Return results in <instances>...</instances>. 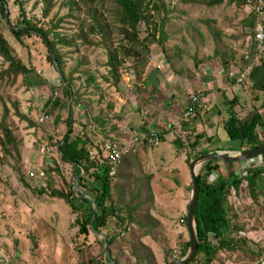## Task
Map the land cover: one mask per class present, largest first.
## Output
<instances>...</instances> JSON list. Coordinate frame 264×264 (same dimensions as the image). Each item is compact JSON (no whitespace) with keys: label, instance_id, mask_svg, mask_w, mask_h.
Listing matches in <instances>:
<instances>
[{"label":"rangeland","instance_id":"rangeland-1","mask_svg":"<svg viewBox=\"0 0 264 264\" xmlns=\"http://www.w3.org/2000/svg\"><path fill=\"white\" fill-rule=\"evenodd\" d=\"M20 1L27 17L41 22L42 27L52 31L51 38L58 40L62 65L57 67L48 60V48L40 37L26 36L23 43L15 38L11 28L22 22V11L19 0H7L5 14H10V20L0 18V34L13 56L34 72L8 76L2 72L8 64L0 58V120L7 116L17 142V148H11L12 154H6L0 145V264H112L103 238L92 233L88 237L80 235V213L74 212L66 199L53 194L78 192L72 187L75 167L62 159L59 147L69 129L70 114L72 139L91 144V156L101 164L108 161L105 143L114 141L109 125L124 118L121 109L132 117L140 113L143 122H163L160 117L166 116L172 106L162 105L164 95L154 88L145 97L139 96L144 87L136 85L139 88L134 89L126 81L133 75L132 81L142 82L156 64L163 65L165 73L187 76L192 85L175 89L176 121L170 131L173 135L167 137L169 145H162L167 140L137 134L140 131L136 125L129 129L127 138L134 140V146L122 156L113 177L110 203L115 213L103 233L114 240L108 249L118 264H158L163 258L166 264L175 254L182 258L190 241L184 222L192 193L189 160L204 151L245 150L228 138L224 128L230 109L242 117L256 109L264 113V91L253 90L247 79L233 84L228 61L206 74L200 64L207 56L204 53L202 58V49L196 48L202 42L212 55L218 54L220 45L213 21L223 18L235 27V37H239L242 5L227 0L221 5H212L214 0H146L150 7L139 24V41L133 42L121 32L122 25L113 12L115 5L110 1L55 0L48 16L44 0ZM246 41L239 45L234 58L238 69L248 75L264 60V52L256 58L253 38L249 47ZM110 51L116 52L119 62L118 82L109 66ZM67 84L71 85L72 95L66 92ZM154 92L157 97H150L149 93ZM198 93L204 96L203 107L195 117L186 119L190 98ZM138 98L143 99L140 106L135 103ZM151 100L154 108L147 111ZM45 116L49 120L41 122ZM156 133L166 139L165 132ZM201 133L207 138L193 148ZM259 133L264 138V129L260 128ZM241 169L242 163H222L218 174L227 178L229 172H235L240 176ZM216 176L211 175L210 181ZM257 195V199L253 197L247 182L231 190L228 234L240 242L236 249H220L213 264H264V189H259ZM212 239L217 247L219 240ZM146 241L159 244L162 254L153 255ZM198 259L202 263L203 258Z\"/></svg>","mask_w":264,"mask_h":264},{"label":"trees","instance_id":"trees-1","mask_svg":"<svg viewBox=\"0 0 264 264\" xmlns=\"http://www.w3.org/2000/svg\"><path fill=\"white\" fill-rule=\"evenodd\" d=\"M55 0H44L45 2V16H48L54 8ZM114 3V14L118 22L122 25L121 32L125 34L128 39L133 42L139 41V24L145 20V13L149 10L150 3L146 0H104ZM225 0H214L212 5L223 3ZM230 4L246 5L249 0H227ZM251 1V0H250ZM7 0H0L1 14L0 18L5 19V9ZM185 3L193 2L192 0H183ZM22 11V22L20 25L11 28L15 38L23 43L24 37H40L45 46L48 48V60L55 64L58 62L59 67L62 65V59L57 48L58 40L51 38L52 31L41 26V22H35L33 19L27 17L26 12L22 8V1L19 0ZM8 21L10 14H8ZM256 25V17H255ZM83 31L80 34L82 36ZM164 32H162L163 34ZM165 34V33H164ZM156 39V35H152ZM64 43H68L66 39H62ZM134 50V49H132ZM124 51L126 49L124 48ZM128 55L129 52L126 51ZM0 58H3L8 68L2 71L4 74L11 76L29 75L33 69L27 68L22 61L16 59L5 40L0 34ZM251 64V63H250ZM118 65L116 52H109V66L111 71L118 79ZM251 66V65H250ZM249 67V64L247 68ZM0 74V78L3 77ZM246 79L251 82L252 89L255 91H264V60L259 64L254 65L248 72ZM233 84H237L235 80H231ZM66 92L72 95L71 85L67 84ZM233 102V101H232ZM231 102V103H232ZM234 104V103H232ZM72 115H69V129L64 139L60 144V153L62 159L74 165L76 177L79 176L78 186L83 189L85 194L92 198L98 205L99 211L95 213L94 206L88 198H84L79 192H76V186L72 187L75 191L68 194L53 193L60 198L66 199L74 212L80 213L79 233L88 237L93 229L97 233H103L108 225L109 219L114 215L115 208L110 203L112 197V183L113 177L110 176V164L107 161L99 163L93 159L89 150L86 149L87 142L83 139H72L73 127L71 122ZM224 128L227 136L231 141L239 142L242 149L256 148L264 144V138H261L259 129H264V113L261 109H256L251 115L242 117L236 114L234 109H230L229 118L224 123ZM0 145L6 154H12V147L17 148V142L14 137L11 126L7 122V116L0 120ZM167 133H165L166 135ZM207 138L205 134L197 135L195 142L192 144L193 148H198L201 141ZM159 139L164 141L165 137L159 135ZM212 141V137L208 138ZM208 151L201 152L200 155L207 154ZM194 158L190 159V164ZM221 162L212 161L204 164L199 172L200 196L196 208V222L199 237V247L196 258L192 264H213L218 251L220 249H236L240 241L234 240L229 236L230 222L228 219L227 205L229 195L233 188L239 189L244 182L248 183L250 191L254 198H258L257 192L259 189H264V165H254L251 167L246 175H237L229 172L228 177L221 176ZM227 164V163H226ZM233 165L232 163L228 164ZM84 172V175L82 173ZM211 175H217L215 181H210ZM77 196H74V195ZM80 200V201H79ZM81 202V205L78 204ZM95 215L94 219L93 216ZM187 223V218L185 220ZM92 226V228H91ZM212 238L219 240V245L215 247L212 243ZM212 239V240H211ZM114 240L108 236L109 247L113 245ZM105 245L104 240H102ZM190 242L186 244V248L182 253V257L186 255ZM200 256L203 261H199ZM116 264L118 262L116 261ZM166 264H169L167 261Z\"/></svg>","mask_w":264,"mask_h":264},{"label":"crops","instance_id":"crops-1","mask_svg":"<svg viewBox=\"0 0 264 264\" xmlns=\"http://www.w3.org/2000/svg\"><path fill=\"white\" fill-rule=\"evenodd\" d=\"M249 2H247L246 5H242L243 10H241V14H240V17L238 19V21L240 22V26L238 27V29L240 31L239 37L238 36L235 37L236 32H237L235 27L230 22L226 21L223 18V19H220V22L219 21L218 22L213 21V24L217 27V29H215V31H214V34H215L216 39L218 40L219 45H220V48H218V46H217V50H216V52L218 51V54L212 55L210 53V51H208V48L205 47L202 42H200L196 46V48L202 49V51L200 52V54H202V56H201L202 58H204V53L207 56L205 58L207 60H204L200 64V67H202L201 70L204 71L206 74L209 73L208 71L215 69L214 68L215 65H218L221 67V64L223 65L225 63V61L229 62L228 64H230V70H231V68H235V67L238 68L239 67L236 59L234 58V56H237L235 51L239 49V45L241 46L245 40H247L246 43H248L247 47H249L251 38H253V40H254V29H253V27L255 24V21H254L255 16L252 15L253 14L252 13V2L250 0H249ZM221 4H218V5H221ZM215 20H217V19L215 18ZM236 22L237 21L234 19L233 23H236ZM251 29L253 30L252 36L249 35V31ZM197 34L199 36V39H202V36L199 33H197ZM228 40L232 42V44L230 46L226 45V43L224 42V41H228ZM200 41H203V40H200ZM238 42H239V44H238ZM221 45H223V47H225V48L221 49L222 48ZM211 55H212V59L209 58ZM224 55H228L229 57H226ZM216 57L220 58L222 62L216 60L215 59ZM223 57H226L227 60L223 61ZM246 65H247V63H246ZM155 66L156 67L153 71H149L145 74L142 82L132 81L131 78L133 75H129V77L130 76L131 77L126 79V81H128L127 86L133 87L134 89H138L140 86H143L145 91L142 90L143 93L139 94V96L142 95L143 97L146 96V92H150V90H154V88H155L156 91H159L160 94H163L165 97V99L162 102V105L165 107L166 104H172V106L170 105L169 110H168V114L166 113V116L162 115L160 117L163 122H160L159 124H157L155 122L156 120H152L151 122H143L140 113L137 112L136 116L132 117L130 115H126V113H125L126 109L125 108L123 110L121 109V114L124 116V118L119 119V120L116 119L115 121L110 123L109 130H110V137L114 138V141H116L120 144V146L123 150V156L125 153L130 151L134 146V140L132 141V139L129 140L127 138V136L130 133L129 129L133 128L134 125H136L137 129L140 131V133H137V134H140L142 137L151 135L152 132H157V131H163V132L167 133L165 140H167V137H170L173 135V133L170 131H171L172 126L175 124V121H176V119H175L176 116H174L175 111L173 109L174 106H176V105H174V102L176 101L175 89L176 90L177 89L183 90L184 87L186 85H188V83H190V78H188L187 76L182 77V76H175L172 73H165V71L163 69V65L156 64ZM197 70L199 71V74H200V70L198 68H197ZM154 76H157V78H155ZM165 78H166V80H165ZM124 81H125V79H123L122 82H124ZM175 84H177V85H175ZM136 85H138L139 87L136 88L137 87ZM147 88H149L148 91H146ZM185 91H186V89H185ZM138 93H140V92H138ZM155 93L156 92H154L153 94L149 93L150 97H153V96L157 97V95H154ZM135 98H137V97L135 96ZM190 100H191V98H190ZM120 101H121L120 104L123 103L122 99H120ZM140 101L143 102V99L138 98L135 100V103H139ZM189 103H190V101H189ZM189 103H188V105H189ZM141 104L142 103H139V106ZM149 105H151L153 107L150 106L146 110L147 111L153 110L154 102L152 100H151V103ZM188 105H187V107H188ZM132 120H135V122H133ZM134 132L136 133V131H134ZM136 139L137 138H135V140ZM168 141H169V139L167 141H165L164 143H162V145L163 144L169 145ZM90 147H91V144H87L86 149L89 150ZM145 245L151 250L150 252L153 255L159 256V254H162L161 253L162 252L161 247L159 244L149 243L148 241H146ZM150 252H149V254H150ZM164 261H165V259L163 258V260L159 261L158 264H165Z\"/></svg>","mask_w":264,"mask_h":264},{"label":"water","instance_id":"water-1","mask_svg":"<svg viewBox=\"0 0 264 264\" xmlns=\"http://www.w3.org/2000/svg\"><path fill=\"white\" fill-rule=\"evenodd\" d=\"M8 14V13H7ZM6 14V19H8V15ZM55 64L57 67H59L58 62L55 60ZM261 155H264V144L256 147L251 148L247 150L242 151H217V152H209L207 154H203L198 156L194 159V161L190 164V171H191V179H192V193H191V199H190V205L188 209V216H187V229L190 236V246L188 248V251L185 256L182 258H179L177 260H174L170 262L169 264H192L194 259L197 256L198 253V247H199V237H198V230H197V222H196V208L199 202V196H200V183H199V172L202 168V166L208 162L217 161L221 163H227V164H237L242 163L251 159H254L256 157H259ZM84 175V172L82 173ZM78 179L79 176L75 178L74 185L76 186L78 192L80 195L84 198H88L91 203L94 206V211L97 213L99 211L98 205L95 203V201L88 197L83 189L78 186ZM95 215L93 216L94 219ZM92 228V226H91ZM92 234L100 235L104 242H105V253L110 263L116 264V262L111 258L109 253V244H108V238L104 233H97L93 229L91 230Z\"/></svg>","mask_w":264,"mask_h":264},{"label":"built area","instance_id":"built-area-1","mask_svg":"<svg viewBox=\"0 0 264 264\" xmlns=\"http://www.w3.org/2000/svg\"><path fill=\"white\" fill-rule=\"evenodd\" d=\"M252 2V13L256 17V25L254 27V50L256 58L264 52V0H251ZM249 60L250 57L246 56ZM230 80H235L237 83H243L246 79L247 73L237 67L232 68L228 73ZM204 103L203 94H195L191 97L190 103L185 111L184 117L186 119H191L197 115V113L202 109ZM49 120V116H45L41 119V122ZM156 141H159V135L156 132H152L150 135ZM138 141V139H136ZM104 150L107 154V160L110 164V176L114 177L117 173L118 165L121 162L123 156V150L119 143L116 141H108L105 143ZM264 155L256 157L254 159L242 162V169L240 175H246L247 171L254 165H263ZM32 177L35 175L32 174ZM44 176V172L41 173ZM187 215L184 217L186 220ZM179 259L178 255L175 254L173 261Z\"/></svg>","mask_w":264,"mask_h":264}]
</instances>
